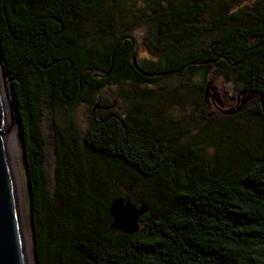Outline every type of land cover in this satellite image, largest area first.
I'll return each instance as SVG.
<instances>
[{"label":"trees","instance_id":"obj_1","mask_svg":"<svg viewBox=\"0 0 264 264\" xmlns=\"http://www.w3.org/2000/svg\"><path fill=\"white\" fill-rule=\"evenodd\" d=\"M134 26L152 57L136 51L141 71L131 60ZM0 45L24 133L39 264H264V154L252 145L264 138L231 116L210 139L215 150L231 148L209 155L157 119L184 87L208 120L211 80L264 99V0H0ZM176 78L183 83L167 97L136 100ZM113 86L128 100L122 113L91 118L81 138L55 124L51 193L47 111L94 110ZM260 105L243 113L264 123ZM119 198L147 210L134 235L111 229Z\"/></svg>","mask_w":264,"mask_h":264},{"label":"rangeland","instance_id":"obj_2","mask_svg":"<svg viewBox=\"0 0 264 264\" xmlns=\"http://www.w3.org/2000/svg\"><path fill=\"white\" fill-rule=\"evenodd\" d=\"M132 35L137 39V53L140 60H151L150 49L148 46V41L145 37V32L142 28L130 27ZM184 79L176 78L167 81V85L165 87L166 90H156L159 95H140L137 97L136 100H145L150 96L151 98H158V96L167 97L168 92L172 90H176V88L180 87L183 83ZM0 89L2 90L4 97L6 96L5 87L3 85V79L0 77ZM211 87H218L221 89V92H213L210 90V94L217 95L219 93L222 97H225L228 101L231 98L235 99V105L230 108H223L215 102V105L208 111L207 117L208 120H204L202 114L199 111V107L195 104L198 101V95L193 90L190 93V98L185 99L187 90L184 87H181L180 90L177 91V95L173 97V100L169 103H163V108L161 111L157 113V119H163L164 127L170 131L176 133L185 132L184 142L193 144H197L198 146L206 148V152L209 155H214L215 152L217 155H221L223 152L224 154L228 153L229 148L231 146L227 145V150L223 147L220 148L221 151L215 150V147L210 144V139L213 135L218 134V132L227 130L228 123L227 120L229 117H233L234 115H227L224 113L226 110H238L244 108L243 100L247 99L245 109L241 111L243 113L246 109L253 107L252 101L257 100L258 102L264 101V99L259 95H249V94H242L243 92L234 84L224 83L222 80H215L214 84ZM133 92L129 90L127 92ZM125 92L126 94H128ZM134 96V94H132ZM101 98L106 103L107 106L113 105L116 103V113L119 111L122 113L120 107L121 103L128 102L122 97L120 93L119 87L113 86L109 89L105 90L101 94ZM122 98V99H121ZM194 107L191 109L190 107ZM159 109V107H155V109ZM100 110L97 109L94 114L95 118L98 116ZM93 110L87 105H80L75 108V110H71L65 107L59 108L57 110H48L46 113L45 120L43 122V130L44 135L46 137V167L48 169V187L51 193L55 191V178L54 172L56 168V150H55V124L58 123L60 126L65 128V133L68 137H70L71 133L73 132V127L78 129V135L80 138L84 136V134L89 130L91 126V118H92ZM240 113V112H239ZM232 124L234 126H239V128H244L249 135H252L257 138L259 141L260 139L264 138V123L255 119L249 112L243 113L240 116L233 117ZM216 142L214 141V144ZM262 146H259L257 142H253V146L255 150H258L259 153L264 154V142ZM218 144V143H217ZM229 147V148H228ZM243 167L240 165H226V169L229 173L236 174L241 171Z\"/></svg>","mask_w":264,"mask_h":264},{"label":"water","instance_id":"obj_3","mask_svg":"<svg viewBox=\"0 0 264 264\" xmlns=\"http://www.w3.org/2000/svg\"><path fill=\"white\" fill-rule=\"evenodd\" d=\"M133 44L131 60L136 70L141 71L136 58L137 42L134 38H128ZM124 42V40H123ZM204 63H193V65H203ZM0 69L4 81L7 102L3 107L0 91V264H39L36 254V237L34 227V217L32 211L31 185L28 172V163L25 157V140L22 123L18 115L16 105L13 99V93L10 88V78L7 71L6 60L0 45ZM171 72L159 75H147L150 78H158L166 75L175 74ZM106 75L95 76L97 79L108 77ZM209 82L206 88V99L210 90L215 92ZM247 99L243 100L244 108L227 112V115H234L245 109ZM264 112V101H261ZM101 107L97 104L94 112ZM12 114V125L15 130L18 144L19 160L22 169V187L25 198L24 218L27 247L25 246L23 236V217L19 207V196L14 181L12 166L8 154V128L7 115ZM147 213L145 208H137L130 198H119L114 200L110 206V217L112 219L111 229L116 230L124 235H134L140 230V219Z\"/></svg>","mask_w":264,"mask_h":264},{"label":"bare ground","instance_id":"obj_4","mask_svg":"<svg viewBox=\"0 0 264 264\" xmlns=\"http://www.w3.org/2000/svg\"><path fill=\"white\" fill-rule=\"evenodd\" d=\"M0 77L2 78L1 69H0ZM3 85H4V81H3ZM0 86H1V84H0ZM0 91H1L3 107L5 108V102H7V94L4 97V94H3L1 89H0ZM7 128H8V136H9V138H8L9 139L8 140L9 160H10V163L12 166L14 181L17 185L16 188H17L18 196H19L18 197L19 198V207H20L22 217H23L22 231H23V236L25 238L24 239L25 246L27 247L25 218H24L25 216L23 213L25 198H24L23 187H22V169H21V163L19 160L18 144H17V140H16L15 130H14V127L12 125V114H10V113H9V115H7Z\"/></svg>","mask_w":264,"mask_h":264},{"label":"flooded vegetation","instance_id":"obj_5","mask_svg":"<svg viewBox=\"0 0 264 264\" xmlns=\"http://www.w3.org/2000/svg\"><path fill=\"white\" fill-rule=\"evenodd\" d=\"M222 80V79H221ZM214 81L215 80H211V82H212V84H214ZM223 81V80H222ZM224 83H226L225 81H224ZM227 84V83H226ZM213 89L215 90V92L217 91V92H221V89L220 88H218V87H213ZM214 92V93H215ZM254 97V96H253ZM249 98L250 99V101H252L251 103H252V105H254L253 107H251V108H249L248 110H252V109H254V110H257V109H259L258 107V105H260V102H258L257 100H253L254 98ZM199 99H198V101H196L197 103H195L199 108H201L202 107V102H201V99H200V97H198ZM215 102H218V104L220 105V106H222L223 108H230V107H233V105H235V99L234 98H231V100L230 101H228L225 97H222L219 93H217V95L215 94V95H213V94H209V96L207 97V99H205V101H204V104H205V107L207 108V110L209 111L211 108H212V106H214L215 105ZM100 103V105H101V107H99L98 109L100 110V112H99V114H98V116H96V118H95V114H93L92 113V118H93V120H95L96 122H99V119L101 118V116H102V114L103 113H105V114H107V115H109V116H114V114L116 113V103H113V105H110V106H107L106 105V103L103 101V99L101 98L100 100H99V102H98V104ZM261 106V105H260ZM230 111H235V110H233V109H229V110H225L224 111V113L226 114L227 112H230ZM117 113H119V111L117 112ZM241 113V112H240ZM239 113H237L236 115H238ZM235 115V116H236Z\"/></svg>","mask_w":264,"mask_h":264}]
</instances>
